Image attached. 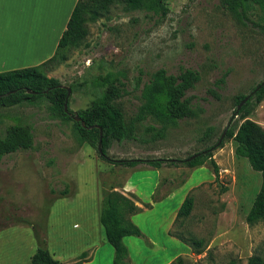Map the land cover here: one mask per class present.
Here are the masks:
<instances>
[{"label":"rangeland","instance_id":"1","mask_svg":"<svg viewBox=\"0 0 264 264\" xmlns=\"http://www.w3.org/2000/svg\"><path fill=\"white\" fill-rule=\"evenodd\" d=\"M165 7V14H154L112 4L107 14L86 22L85 39L46 74L70 89L68 108L77 111L95 98L96 76L119 72L127 92L116 103L129 122L154 70L191 68L200 79L186 95L202 111L155 139L144 126L161 124L148 117L136 123L135 139L113 140L102 158L45 99L1 106L0 133L10 124H29L34 143L0 159V264H31L38 246L59 261L76 263L85 253L93 256L86 264H113L114 249L99 221L107 186L141 205L134 202L139 211L126 216L141 231L123 238L131 264H247L252 255L264 264V221L246 220L260 172L236 155L226 132L216 145L226 125L239 123L237 115L228 124L236 97L264 79V31L255 24L260 11L251 9L244 18L221 0H166ZM251 107L246 117L264 128V98ZM209 147L213 162L185 164ZM130 158L140 161L113 162ZM151 158L164 161L155 168L146 161ZM186 197L192 209L176 218Z\"/></svg>","mask_w":264,"mask_h":264},{"label":"trees","instance_id":"2","mask_svg":"<svg viewBox=\"0 0 264 264\" xmlns=\"http://www.w3.org/2000/svg\"><path fill=\"white\" fill-rule=\"evenodd\" d=\"M232 9H236L240 16L246 18V13L251 9L258 8L261 22H256L264 31V0H221ZM166 0H78L70 14L57 43L54 54L40 65L27 66L0 72V107L13 106L23 102L36 103L39 99H45L51 104L52 112L63 120H72L77 136L80 141L87 142L97 148L99 132L102 131V158H107L105 150L113 141H123L136 138V123H142L148 117L160 123V126L146 124L144 130L151 133L152 138H161L166 134L169 126H174L181 119L196 117L202 108H197L192 103L193 95L186 92L194 88L199 81L198 71L191 68H180L176 74L168 73L163 67L154 70L144 82L140 91L141 103L136 113L126 122L123 112L116 101L126 92V83L119 72H107L95 77L94 85L97 94L90 104L83 109L73 111L68 108V114L63 109V103L67 89L61 87L60 81L53 76H48L46 71L53 66L66 60L65 50L75 48L85 39L87 35L86 22L95 21L109 11L114 3H123L127 9H138L153 12L154 14H165ZM222 81L218 79V81ZM264 80V79H263ZM258 82L251 93L260 83ZM218 81L216 85L219 86ZM140 82V75L136 77V83ZM30 90V92L28 91ZM209 92L216 95L213 89ZM5 93H8L5 95ZM248 93V94H249ZM248 94H240L236 97V107ZM264 98V84L249 97L238 111L239 123L227 128L226 136L232 138L235 143V153L247 159L250 167L260 172L261 184L256 193L252 205L246 215L249 223L264 221V128L254 120L246 116L252 110L254 104ZM68 103V101H67ZM236 109V108H235ZM77 115L84 121L85 127L80 121L74 120ZM34 135L29 124L14 123L5 127L0 133V159L9 153L28 150L33 147ZM205 151V152H203ZM199 153L191 160L184 159L188 166L201 165L205 158L212 159L210 147ZM194 153V154H196ZM193 155V154H192ZM139 159H118L113 162L134 166ZM151 166L158 168L163 158H151L146 160ZM177 161L174 160L175 163ZM214 164V163H213ZM214 173L217 175V166L214 164ZM103 185V184H102ZM104 187V186H103ZM107 186L102 188L99 221L103 226L105 237L114 249L113 264H130L128 260V249L123 243V238L131 235H140V229L127 219L128 214L139 211L134 201ZM110 189V190H109ZM192 198L186 197L179 209L176 218L187 216L192 209ZM198 244H200L198 242ZM76 263H64L53 257L50 251L38 246L30 256L31 264H78L87 259L82 253ZM262 259L257 255L249 257L247 264H262ZM233 264V263H230Z\"/></svg>","mask_w":264,"mask_h":264},{"label":"crops","instance_id":"3","mask_svg":"<svg viewBox=\"0 0 264 264\" xmlns=\"http://www.w3.org/2000/svg\"><path fill=\"white\" fill-rule=\"evenodd\" d=\"M77 1L0 0V72L40 65L50 58ZM92 258L89 255L79 264Z\"/></svg>","mask_w":264,"mask_h":264},{"label":"water","instance_id":"4","mask_svg":"<svg viewBox=\"0 0 264 264\" xmlns=\"http://www.w3.org/2000/svg\"><path fill=\"white\" fill-rule=\"evenodd\" d=\"M262 84H264V80L262 81V83H260V85H262ZM260 85H258V86H257V87H256L251 93H249L246 97H244V98L240 101V103L237 105L236 109L234 110V112H233L231 118L229 119L228 124L230 123V121H231L234 117L237 116L240 107H241V106H242V105H243V104L249 99V97H250L251 95H253V94L259 89ZM60 86H61V87H65V86L62 85V84H61ZM65 88L67 89V94H66V97H65V100H64V103H63V109H64L65 112H67L68 114H70V113L68 112V103H67V101H68V95H69V93H70V89H69L68 87H65ZM28 91L30 92V90H28ZM7 94H8V93H5V95H7ZM74 120H76V121H80L81 124H82V126H85L84 121L80 120V118H79L77 115H74ZM85 127H88V128H89V126H85ZM227 128H228V125H226V127L224 128V130H223V132H222L220 138L218 139L216 145H218V144L220 143V141L222 140V138L224 137V134H225ZM101 143H102V131L100 130V132H99V139H98V143H97V151H98L100 154H104V153L102 152V146H101ZM203 152H205V151H203ZM198 154H199V153L193 154V155H191L190 157H188L186 160H191L192 158H194V157H195L196 155H198ZM165 160L174 161V160H176V159H174V158H168V159H165ZM116 161H117V160H116Z\"/></svg>","mask_w":264,"mask_h":264}]
</instances>
